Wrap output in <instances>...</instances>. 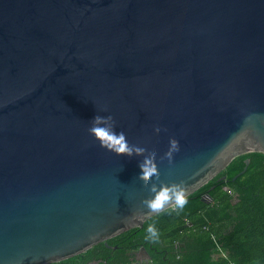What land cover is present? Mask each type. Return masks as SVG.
Masks as SVG:
<instances>
[{
  "label": "water",
  "instance_id": "1",
  "mask_svg": "<svg viewBox=\"0 0 264 264\" xmlns=\"http://www.w3.org/2000/svg\"><path fill=\"white\" fill-rule=\"evenodd\" d=\"M97 114L156 149L158 179L139 175L142 151L99 145ZM250 153L264 155V0H0V264L108 246L169 209L141 203L150 183L189 196Z\"/></svg>",
  "mask_w": 264,
  "mask_h": 264
},
{
  "label": "trees",
  "instance_id": "2",
  "mask_svg": "<svg viewBox=\"0 0 264 264\" xmlns=\"http://www.w3.org/2000/svg\"><path fill=\"white\" fill-rule=\"evenodd\" d=\"M249 159L246 171L232 180ZM224 177V179H219ZM213 187V189H211ZM209 195L211 202L202 199ZM149 224L159 230L163 250L170 253L163 264H252L264 260V155H242L206 185L188 196L181 210L169 208L86 252L53 264H132L129 251L139 245L131 235L145 238ZM158 245V244H157ZM117 246L116 249L113 247ZM154 264H161L156 257Z\"/></svg>",
  "mask_w": 264,
  "mask_h": 264
},
{
  "label": "clouds",
  "instance_id": "3",
  "mask_svg": "<svg viewBox=\"0 0 264 264\" xmlns=\"http://www.w3.org/2000/svg\"><path fill=\"white\" fill-rule=\"evenodd\" d=\"M159 128L161 125L157 122L155 125ZM89 134L99 143V145L114 153L120 155L125 152L142 151L143 155L139 158V175L144 177L146 182L153 178H159V168L156 162V149L148 148V145L139 140H130L124 130H116V121L111 114L95 115L91 126L88 129ZM180 150L179 140L175 137L169 138V146L163 157H167L169 162L173 161L174 153ZM161 157V158H163ZM150 197L144 198L141 203L149 210V213L159 212L166 208L181 210L188 203V190L183 182L163 183L159 185L150 183ZM142 219V217H137ZM146 239L156 241L159 239V230L155 224H149L147 227Z\"/></svg>",
  "mask_w": 264,
  "mask_h": 264
},
{
  "label": "flooded vegetation",
  "instance_id": "4",
  "mask_svg": "<svg viewBox=\"0 0 264 264\" xmlns=\"http://www.w3.org/2000/svg\"><path fill=\"white\" fill-rule=\"evenodd\" d=\"M132 243L137 246L136 249L129 251V254L133 257L134 262L132 264H154L155 258H161V264L166 259L170 253L166 250H163V241L159 240L158 242L146 239H142V236H139L137 233L131 235ZM158 244V245H157ZM116 249L117 246H114ZM101 260L90 261V264H101ZM103 264H106L103 263Z\"/></svg>",
  "mask_w": 264,
  "mask_h": 264
},
{
  "label": "crops",
  "instance_id": "5",
  "mask_svg": "<svg viewBox=\"0 0 264 264\" xmlns=\"http://www.w3.org/2000/svg\"><path fill=\"white\" fill-rule=\"evenodd\" d=\"M252 264H264V260L262 261H257V262H253Z\"/></svg>",
  "mask_w": 264,
  "mask_h": 264
}]
</instances>
